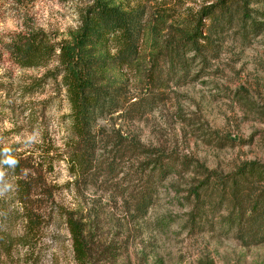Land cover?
I'll use <instances>...</instances> for the list:
<instances>
[{"label":"rangeland","instance_id":"1","mask_svg":"<svg viewBox=\"0 0 264 264\" xmlns=\"http://www.w3.org/2000/svg\"><path fill=\"white\" fill-rule=\"evenodd\" d=\"M220 1L0 0V264H264V243L248 246L237 229L219 230L225 210L210 213L215 231L190 233L192 207L180 191L194 174L169 177L139 218L128 199L139 160L119 158L116 145L134 138L223 173L264 164V31L217 22L199 51L179 49L184 65L174 59L202 10ZM101 2L140 33L128 57L113 45L90 51L103 107L87 171L73 164L77 136L60 49L75 44ZM31 36L57 51L25 67L17 56ZM68 214L84 224L87 260L76 257Z\"/></svg>","mask_w":264,"mask_h":264},{"label":"trees","instance_id":"2","mask_svg":"<svg viewBox=\"0 0 264 264\" xmlns=\"http://www.w3.org/2000/svg\"><path fill=\"white\" fill-rule=\"evenodd\" d=\"M105 3L97 4L99 7L93 12L95 20L86 25L75 44L63 45L60 49L77 136L72 151L73 164L84 165L87 171L95 164L96 142L91 130L92 123L96 112L103 107V92L95 83L96 66H93L99 60L90 56V51L101 45H113L119 47L120 54L125 53L123 57H128L136 53V37L140 33L135 21L118 8ZM217 22H221L224 28H233L240 22L249 33L257 36L264 31V0H221L204 8L193 33L180 41L174 59L184 65L179 49L184 50L185 55L199 51L200 40L211 41ZM28 42L22 54L17 56L25 67L40 65L43 58L50 59L57 51L54 45L50 46L35 36H31ZM119 140L116 144L119 158L128 155V161L139 160L141 170L136 179L138 182L133 185L134 181H130L132 187L128 188V199L139 218L147 215L155 203L158 187L169 177L183 178L191 173L195 176L193 182L180 191L192 207L186 214V227L191 234L203 233L205 229L215 231L216 225L210 221V213L215 210V217L216 213L222 214L225 210L227 214L221 216L222 223L218 228L223 235L237 229L239 239L246 245L264 243L263 163L245 162L233 171L223 173L175 153L147 149L134 138L123 137ZM67 222L77 259L87 260L89 253L84 224L73 214H68Z\"/></svg>","mask_w":264,"mask_h":264}]
</instances>
